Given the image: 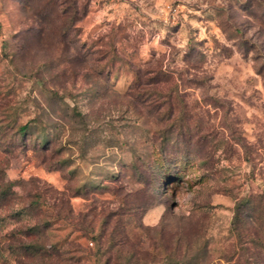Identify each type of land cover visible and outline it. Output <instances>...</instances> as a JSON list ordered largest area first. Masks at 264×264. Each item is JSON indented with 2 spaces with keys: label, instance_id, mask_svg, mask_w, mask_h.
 <instances>
[{
  "label": "rangeland",
  "instance_id": "obj_1",
  "mask_svg": "<svg viewBox=\"0 0 264 264\" xmlns=\"http://www.w3.org/2000/svg\"><path fill=\"white\" fill-rule=\"evenodd\" d=\"M41 28L25 0H0V264H37L29 243L60 245L69 232L96 252L94 236H82L103 232V219L128 206V232L195 235L212 264H224L237 200L264 195V0H90L81 40L121 31V70L108 83L82 67L60 73L56 28L37 36ZM155 64L174 78L202 134L191 162L144 186L137 169L150 125H134L126 95L132 71ZM28 122L27 136L11 127ZM46 135L47 153L35 149Z\"/></svg>",
  "mask_w": 264,
  "mask_h": 264
},
{
  "label": "trees",
  "instance_id": "obj_2",
  "mask_svg": "<svg viewBox=\"0 0 264 264\" xmlns=\"http://www.w3.org/2000/svg\"><path fill=\"white\" fill-rule=\"evenodd\" d=\"M89 6L90 0H25V8L41 18L42 28L37 36L48 35L49 32H53L51 29L56 28L54 35L60 40L58 45L61 50L55 60L58 61V68H61L60 73L64 74L66 66H69L71 73L77 75V69H80L78 67H82L86 71L93 70V76L108 83L121 70L118 67L120 57L115 41L121 31L117 29L118 31L114 32L116 30L112 29L110 33L100 36L91 44L82 41L79 25L88 15ZM67 51L69 55L66 54ZM132 72L134 82L126 98L128 107L136 117L134 125H141L145 121L150 125L148 130L150 137L144 142L145 154L139 158L140 167L137 172L141 178L147 179L143 182L144 186L156 185L169 178L162 177L164 172L169 171V167L178 168L191 162L190 154L193 153L188 149L193 143V138H199L202 132L201 129L195 130L193 127V118L189 114L188 104L182 92L178 90L174 78L161 64L147 65L146 68L137 67ZM260 74L264 77V70H260ZM82 75L88 77L91 74L86 72ZM11 127L18 136L23 137L30 135L32 126L28 122L21 125L12 123ZM51 137L46 135L39 138L35 149L49 152L54 144V138ZM32 203L31 205H34ZM128 207L121 212L108 214L103 219V232H85L82 236L83 238H87V235L94 236L89 245L93 246L92 242H94L96 252L84 248L71 238L81 232H69L60 245L58 243L42 245L40 243L42 237L38 235L37 243H29L27 249H33L38 253L40 259L37 264H212L214 262L211 249L204 243L201 244V239L196 238L195 235L178 233L167 241L163 240V233L159 232H155V236H150V232H128L122 222ZM133 207L137 208L136 205ZM247 213L250 214L249 218L252 221L250 226H246L245 223ZM114 218L116 226L112 228L111 222ZM258 222L261 223L260 226H257ZM116 228L120 231L118 232ZM231 230L233 243L227 250V255L219 260L224 264H264L263 194H250L237 200ZM33 233L29 232L27 237L31 238ZM45 233L44 238L47 237ZM65 245L69 249L68 253L66 252L69 255L67 258L63 257L61 252ZM79 253L85 256L72 257Z\"/></svg>",
  "mask_w": 264,
  "mask_h": 264
}]
</instances>
